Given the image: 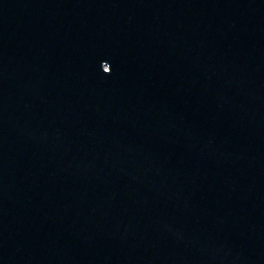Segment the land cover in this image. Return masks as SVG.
Wrapping results in <instances>:
<instances>
[{"label":"water","instance_id":"obj_1","mask_svg":"<svg viewBox=\"0 0 264 264\" xmlns=\"http://www.w3.org/2000/svg\"><path fill=\"white\" fill-rule=\"evenodd\" d=\"M0 264H264V0H0Z\"/></svg>","mask_w":264,"mask_h":264}]
</instances>
